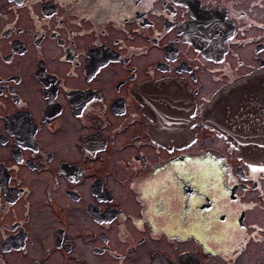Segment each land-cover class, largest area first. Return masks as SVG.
<instances>
[{
  "label": "flooded vegetation",
  "instance_id": "obj_1",
  "mask_svg": "<svg viewBox=\"0 0 264 264\" xmlns=\"http://www.w3.org/2000/svg\"><path fill=\"white\" fill-rule=\"evenodd\" d=\"M102 1L0 0V264H230L174 233L188 212L226 204L199 202L202 187L236 206L246 249H264V172L252 171L264 165L230 171L200 121L220 88L200 95L202 76L220 86L264 66V0ZM157 80L151 119L131 89ZM169 193L181 221L155 226ZM229 208L211 212L221 230Z\"/></svg>",
  "mask_w": 264,
  "mask_h": 264
},
{
  "label": "rangeland",
  "instance_id": "obj_2",
  "mask_svg": "<svg viewBox=\"0 0 264 264\" xmlns=\"http://www.w3.org/2000/svg\"><path fill=\"white\" fill-rule=\"evenodd\" d=\"M104 1H102V2L104 3ZM63 14H65V13H63ZM106 25H107L106 23L105 24L101 23L99 26L106 27ZM107 39H108V36H105L104 40H107ZM130 39H132V37ZM190 57L193 58V60L207 61L198 55L192 54V55H190ZM151 58H152L151 56H147V59H151ZM227 60L229 62L230 70H232L231 72L233 73V75L236 76L239 73V68L234 67L232 69L231 62H230L231 57H227ZM133 61L134 62H144V57L143 58L135 57L133 59ZM208 62H210L215 67L213 62H211V61H208ZM221 72H223V71L221 70ZM103 74H105V72L102 71V76H103ZM238 75H240V74H238ZM136 76L144 78L143 71H140L139 68H136ZM201 76H202V74H201ZM235 76H233V77H235ZM233 77H231V78H233ZM201 82H202V89H201L200 95H203L205 97H207V95L211 89L215 90L217 87H219V86H216L218 81L215 80V82H212V80H210L206 76H202ZM145 86H147V85L145 84L144 88H145ZM132 89H131V92H136L138 88L133 89V91H132ZM198 96L199 95H197V97ZM132 97H133L134 101L137 104H139L138 100L134 97L133 94H132ZM197 103H198V109H199L202 101H199L197 99ZM69 127L70 126H68V128ZM207 129L210 130L212 133L216 134L217 136H219V138H221L223 140V142H225L226 145L228 146L229 151H227V155H228L227 163L229 165L230 171L233 170L232 164L235 162L247 164L245 159L243 157H241L236 152V147H234L232 145V142L228 137H227V140H225V138L222 134L216 133L211 128H207ZM216 140H217V138L212 136L210 138V140L208 141V143H206V144L216 146V144H215ZM190 150H192V147H190ZM259 164H261V163H259ZM259 164H257V165H259ZM262 164L264 165V163H262ZM147 178H148V176L144 177V179H147ZM260 184L264 186V182H260ZM159 189H160L161 195H164L167 192V190L162 191L163 189H165L164 187H162V185L159 187ZM205 193H207V194H205ZM202 194L204 196L212 199V200H217V202H222L223 200L226 201V204L224 206H222L221 208H219V206H217L215 208V210H212V211L218 212V213L224 212L225 217H226L228 214L226 208L230 207L229 212L232 213L231 219L228 222V223H230V225L222 228V230H221L220 227L217 226V222L215 220L216 218L211 216L212 211L211 212L204 211L201 213L196 212V214H194L193 212H188L187 220H185V222H183L181 224V228H180V225L178 224V226L176 228H174V233L179 232L180 235L192 233L196 238H201L200 236H203L205 239L202 238V240H204L202 243L205 244V242H206V244L208 246L206 244H205V246L208 249L213 250L216 253H218V250L225 249L227 252H229V256L231 258H233V257L236 258V260L235 261L232 260L230 262V264H256L257 262H263L264 263V249H262L261 246L257 245V243L253 244L252 246H250V248L246 249L247 244L245 243L244 236L243 235L237 236V231L234 228V223H235L234 214L236 212V206H233V204L227 202L225 194L223 192H221L220 189L203 188V187L201 189H198L199 202H202V196H203ZM168 197L170 199L168 200V203L164 207L162 212L158 216L157 215L152 216L155 219L154 220L155 226H159V225L165 226V227L168 226L171 223V220L169 221V219H171V217L169 215L172 213L175 214L176 219H177V223H178V221H181L179 213L176 215L175 212L178 211L179 207H182L183 203H181V201H179V203H174V204L170 205V201L171 202L173 201V200H171L172 195L169 193ZM147 213H148V216H149V214L152 215V213H153L152 208L149 205V202H148V212ZM206 214H207V217H204V215H206ZM196 215H197V217H200V219H197ZM232 219H234L233 222H232ZM220 222H221V220H219V223ZM198 227H201L205 230L199 231ZM229 227H231V229ZM227 229H229L231 231V234L229 237L228 236L225 237V235H224L225 231ZM145 232H146V234H150L149 231H144V233ZM167 240H168V236L165 235L164 241L166 243L168 242ZM192 247H194V246H192ZM178 248H180V247H178ZM195 249L199 251V249H197V248H195ZM175 250H177V248L173 249V251H175ZM217 264H222V263H221V261H217Z\"/></svg>",
  "mask_w": 264,
  "mask_h": 264
},
{
  "label": "water",
  "instance_id": "obj_3",
  "mask_svg": "<svg viewBox=\"0 0 264 264\" xmlns=\"http://www.w3.org/2000/svg\"><path fill=\"white\" fill-rule=\"evenodd\" d=\"M160 82L152 83L151 85H147L137 89L136 92H133L134 97L138 100L139 103L142 104L141 111L144 112V114H148V116L152 119L153 115H158V113H155L153 111V108H151L150 102L151 100L157 101V98L159 97L157 94V91L160 92ZM250 83L251 85H256L262 87L263 95H264V68L252 71L249 74H246L244 76H241L235 80H233L231 83L225 84L223 86L225 87H236V91L241 89L242 84ZM222 86V87H223ZM176 87V86H175ZM145 89V90H144ZM235 91V92H236ZM233 92V93H235ZM148 94V95H147ZM162 95V93H161ZM229 95V94H228ZM221 96H216L215 94L206 102V104L202 108L201 113L208 114V111L215 105V103L219 100ZM253 100H257L255 98V95H251L249 97H246V102L241 108L242 110V118L243 119H255L256 121H260V119H264V99L263 100H257V103L255 106L251 104ZM180 101V100H179ZM229 117L223 122L225 125H233L239 129H242L245 131L244 137L242 140L235 142V146H239L242 142L247 141L250 144V147L253 149L260 148V151L254 152L255 150L250 151H238L237 153L243 157L246 161L248 159L251 162L254 163H264V141L260 142L258 141V137H261L264 140V125L263 126H257L256 124L250 126L248 124L243 123L244 120H234L230 119L231 114L228 115ZM202 122L204 125L209 126L213 128L215 131L219 132L216 129V124H218L220 121L219 119H216L214 122H206L202 119ZM264 123V121H262ZM148 130L150 131V136L154 138L157 141L163 142V138L156 132V126H152V130H150V126L148 127ZM154 135H153V134ZM220 133V132H219ZM230 140L231 138L228 137ZM232 142V140H231Z\"/></svg>",
  "mask_w": 264,
  "mask_h": 264
},
{
  "label": "bare ground",
  "instance_id": "obj_4",
  "mask_svg": "<svg viewBox=\"0 0 264 264\" xmlns=\"http://www.w3.org/2000/svg\"><path fill=\"white\" fill-rule=\"evenodd\" d=\"M242 84L241 89L236 91V87H220L217 89L213 95L221 96L219 100L215 103V105L208 111V114L201 113V122L202 119L206 122H214L216 119H219V123L216 124V129L223 134L224 136L230 137L232 140V144L234 147H236V152L238 151H250L255 150L254 152L260 151V148H251L250 144L245 141L242 142L239 146H235V142L240 141L244 137L245 131L242 129H239L233 125H225L223 122L229 117L228 115L231 114L230 119L234 120H241L242 118V110L241 108L246 102V97H249L251 95H255V98L257 100L261 101L264 99L263 90L260 86H254L250 83ZM161 83H159V88H161ZM236 91V92H235ZM235 92V93H233ZM229 94V95H228ZM212 95V96H213ZM257 100H253L251 104L253 106L256 105ZM152 105V104H151ZM245 124H248L250 126L256 124L257 126H263L264 119H260V121H256L255 119H243ZM203 123V122H202ZM264 129V128H262ZM260 142H263L264 140L261 137H258L257 139ZM246 162L248 164L256 165L257 163L251 162L248 159H246Z\"/></svg>",
  "mask_w": 264,
  "mask_h": 264
},
{
  "label": "snow or ice",
  "instance_id": "obj_5",
  "mask_svg": "<svg viewBox=\"0 0 264 264\" xmlns=\"http://www.w3.org/2000/svg\"><path fill=\"white\" fill-rule=\"evenodd\" d=\"M23 161H21V163H22ZM252 171L253 172H264V167H259V168H257V167H252ZM205 211H208V212H211L212 211V209L211 208H207V209H204ZM221 223H224V221H221ZM236 227L238 228V229H240V230H243V224H242V222L241 221H237V225H236Z\"/></svg>",
  "mask_w": 264,
  "mask_h": 264
}]
</instances>
